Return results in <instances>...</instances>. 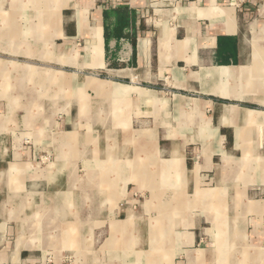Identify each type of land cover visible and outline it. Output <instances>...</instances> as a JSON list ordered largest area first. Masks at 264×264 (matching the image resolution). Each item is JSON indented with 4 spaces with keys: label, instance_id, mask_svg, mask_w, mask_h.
Instances as JSON below:
<instances>
[{
    "label": "crops",
    "instance_id": "0c3cea01",
    "mask_svg": "<svg viewBox=\"0 0 264 264\" xmlns=\"http://www.w3.org/2000/svg\"><path fill=\"white\" fill-rule=\"evenodd\" d=\"M262 190L264 0H0V264H80L84 231L89 264H223V236L241 264Z\"/></svg>",
    "mask_w": 264,
    "mask_h": 264
},
{
    "label": "rangeland",
    "instance_id": "374dc122",
    "mask_svg": "<svg viewBox=\"0 0 264 264\" xmlns=\"http://www.w3.org/2000/svg\"><path fill=\"white\" fill-rule=\"evenodd\" d=\"M89 137H90V140H92V141H90L89 145H86L84 147V149L82 148L77 154V156L80 158L81 164H82L81 160H84V158H90L91 159L90 161H92L93 165L92 166H86L85 170H86V172H87V170H93V171H95L96 174H98V176H100V177H98L97 185L100 184V183L103 184V185L109 184L107 186L108 189H111V190L115 189V188L119 189L118 165L113 166V165H110V164H103L102 162L100 163V161H103V162L106 163L108 160H112L111 158H113V157L117 158L116 133H113V134H105V133L97 134V133H95V134H90ZM103 139H105L107 141L105 142V140H103ZM88 146H89V148H88ZM83 156H84V158H83ZM94 163L95 164L97 163V165H95ZM43 166H45V165H43ZM82 169L83 168L80 167V170H82ZM115 169H117V170H115ZM104 174H107L111 178V180L105 179L106 177L103 176ZM101 178H104V179L100 180ZM113 178H116V179H113ZM148 200H149V196L148 195H142L141 194L139 196V201L138 202L140 204L147 205L148 203H146V202ZM1 206H2V204H1ZM14 208H17V211H18L17 213L21 215V216L17 217L14 220H17V221L20 220L21 221V220H23L25 218H26V221L30 220L29 218H31V217L23 218V214L22 213H24L25 211L21 212L19 207H14ZM140 210H141V208H140ZM141 211H143V209ZM145 211H147V212L143 211V213H142L143 217L146 218V219H149L151 217V213H149L148 210H145ZM12 212H13V210H12ZM15 212H16V209L14 210V213ZM47 222H48V219L45 220V227L46 228L49 225V224H47ZM42 225L43 224L41 223V219L38 218L37 221L33 224L32 227L34 229H36L35 231H37L38 233H42L43 232L42 231V228H43ZM140 229L141 230H147L148 228L145 225H143V226L140 227ZM147 233H150V231H147ZM120 237H122V236H120ZM215 237H214V242L212 243V245H213L212 247H217V245H215L216 244L215 243V239H216ZM223 237H224V239H221V240L219 239L217 241L218 249L216 250L215 257H216V259L217 258L222 259L223 261H221V262H223V264H225V263L226 264H230L229 260H227V259H229V257H233V255L230 256L229 253L227 255V254H225V252H223V251H225L227 249V246L224 245L226 243V238H225L226 236H223ZM81 238L83 239L84 246H83V248H81V250H80V252L78 254V257H79L78 259H79L80 264H89L88 263V259H89L90 255H91L90 253H93V249L90 250L88 248V245L90 243H92L93 238L90 237V235H89V233L87 231H84L83 236L80 237V240H81ZM54 242L59 243V245H60V240L58 238L57 233L55 234V241L53 240V243ZM224 246H225V248H223ZM95 247H97V246H95ZM228 249L231 250L232 249L231 246H229ZM263 249L258 250V252H257V254L255 256L256 258L254 259V258H252L251 255H253V254H251L249 249H247V248L243 249L242 248V251H241L242 253L240 254V258H241L240 262L242 261L241 262L242 264L243 263L244 264H255L257 262V261L255 262V260H257V257L259 256V253L264 251ZM116 250H117L116 253H120L121 252L123 254L122 243L120 245L116 246ZM244 250L246 252H244ZM226 252H228V251H226ZM246 253H248V254H246ZM39 264H71V254L66 253L65 256L63 257V260L59 261V263H58V262H56V259H54V255L52 254V251H49L46 254L45 259L42 261V263L40 262ZM96 264H98V263H96Z\"/></svg>",
    "mask_w": 264,
    "mask_h": 264
},
{
    "label": "bare ground",
    "instance_id": "6f19581e",
    "mask_svg": "<svg viewBox=\"0 0 264 264\" xmlns=\"http://www.w3.org/2000/svg\"><path fill=\"white\" fill-rule=\"evenodd\" d=\"M234 232V231H233ZM236 232H238L239 233V231H236ZM227 234V233H226ZM235 235V234H234ZM237 236V235H236ZM234 242V241H233ZM225 246H227V249L225 250V251H223V252H225V254H227L228 255V252H226L227 250H229L228 249V247L229 246H232V245H230V243L228 242V239L226 238V243L224 244ZM234 245V244H233ZM225 246L223 247V248H225ZM234 247V246H233ZM264 250V249H263ZM244 252H246L245 250H244ZM221 253V252H220ZM246 254H248V253H246ZM224 255V254H223ZM248 257V256H247ZM232 258L233 257H230L229 259H227V260H229V262H230V264H236V263H234V262H231L232 261ZM224 259V258H223ZM223 261V260H222ZM257 261V262H256ZM242 262V261H241ZM255 264H264V251H262V252H260L259 253V256L257 257V260H255ZM226 264V263H225ZM242 264V263H241ZM244 264V263H243Z\"/></svg>",
    "mask_w": 264,
    "mask_h": 264
},
{
    "label": "trees",
    "instance_id": "16d2710c",
    "mask_svg": "<svg viewBox=\"0 0 264 264\" xmlns=\"http://www.w3.org/2000/svg\"><path fill=\"white\" fill-rule=\"evenodd\" d=\"M126 12H120L119 13V18L121 19V20H123L124 18L126 19Z\"/></svg>",
    "mask_w": 264,
    "mask_h": 264
},
{
    "label": "built area",
    "instance_id": "2783aa9c",
    "mask_svg": "<svg viewBox=\"0 0 264 264\" xmlns=\"http://www.w3.org/2000/svg\"><path fill=\"white\" fill-rule=\"evenodd\" d=\"M261 194H262V198L264 199V190H262Z\"/></svg>",
    "mask_w": 264,
    "mask_h": 264
}]
</instances>
